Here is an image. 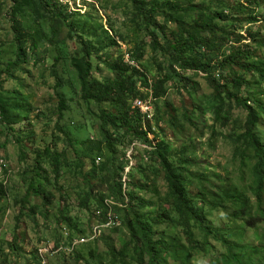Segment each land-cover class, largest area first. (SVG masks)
Returning <instances> with one entry per match:
<instances>
[{"label":"rangeland","instance_id":"obj_1","mask_svg":"<svg viewBox=\"0 0 264 264\" xmlns=\"http://www.w3.org/2000/svg\"><path fill=\"white\" fill-rule=\"evenodd\" d=\"M219 13L229 20L217 19ZM204 19L220 30L201 35L194 49H180L182 58L195 56L202 68L175 67L174 76L166 42L176 41L182 25L194 32ZM246 53L253 57L241 64L249 70L230 61ZM86 63L89 79L98 82L115 81L118 65L121 71L128 66V75L139 71L129 106L132 115L136 99L152 106L148 142L119 120L108 146L100 108L119 112L83 99L77 67ZM260 67L264 0H0V103L11 122L0 111V264H138L134 244L120 254L131 238L127 219L149 222L176 203L163 159L186 177L185 199L199 214L190 223L201 244L194 264L219 256L221 236L238 241L244 223L234 220L235 206L218 189L240 194L253 211L264 207V178L244 152L249 112L227 96L237 95L259 113L254 136L264 143V115L257 108L264 105V80L254 70ZM236 76L245 83L232 84ZM163 79L161 91L155 85ZM60 98L67 104L62 120ZM121 180L124 196L128 187L139 205L123 200ZM105 214L114 217V227L95 228L96 241L76 245ZM201 226L211 233L204 235ZM254 229L244 230L243 243L259 242ZM156 230L187 243L186 230L175 222Z\"/></svg>","mask_w":264,"mask_h":264},{"label":"trees","instance_id":"obj_2","mask_svg":"<svg viewBox=\"0 0 264 264\" xmlns=\"http://www.w3.org/2000/svg\"><path fill=\"white\" fill-rule=\"evenodd\" d=\"M153 2H158V0H153ZM140 5H145V3L141 2ZM216 18L222 21L229 20V17L223 13L217 14ZM206 21L207 20L204 19L202 25L192 26L191 28L194 29V32H191L190 25H182L180 27L181 32L177 35L176 41L168 40L166 42L168 44L167 50L171 59L170 71L174 76L178 74L175 67L183 70H200L202 68L200 60L197 57L194 56L191 60L182 58L180 49L186 45L194 49L195 44L201 45V41L199 40L201 35H204L205 33L215 34L216 31L220 30L215 25L208 24ZM19 29L20 24L18 23L16 30L18 31ZM19 49L21 50V48ZM246 54L247 55H244V57L243 55L235 58L233 57L230 61L245 70H249L245 64H241V61L249 59L248 56L252 58L253 54ZM83 63L85 64V61ZM77 69L79 72V81L82 87L83 99L85 101H94L99 105L109 103L115 106L119 112V115H117L100 108L103 131L106 134L108 146L111 148L113 147V141H115L117 135H115L111 129L116 126L117 121L119 120L123 123L124 127L127 128L128 132H135L139 135L140 139L148 142V132L152 131L149 121L143 119L137 109L136 114L132 115L129 106L130 99H134L137 96L138 79L136 77L140 78L142 76L139 71L135 70L133 74L128 75L129 67L127 66L121 71V66L118 65L116 69L119 75L115 81L98 82L89 79V73L91 70L90 63H86L85 68L79 66ZM254 70L257 71L260 74V78L264 80V68H254ZM236 77L231 82L232 84L239 85L243 82L245 83V79ZM165 84L166 79H163L159 81L155 87L163 91ZM227 96L231 99H235L239 105L249 112L245 124L246 133L243 136L244 152L248 158H255L257 161L256 171L261 178L260 180H262L264 178V143L257 140L256 136H254V131L259 123V113L252 107H249L248 102L239 98L237 95L228 93ZM220 98L221 93L219 92L218 99ZM60 102L59 119L62 120L64 118V112L67 111V104L63 98H60ZM219 108H221V106H219ZM257 108L261 114L264 115V105H260ZM0 111L5 123L11 125L6 107L2 103H0ZM143 120L145 121V126L148 127V131L146 132L143 131ZM162 164L167 172L169 188L176 201L173 210L172 212L164 210L165 213L156 214L152 218V221L145 223L141 222L140 219H136L134 216L128 218L126 225L131 238L122 246L120 254L124 256L128 247L131 244H134L135 252L138 256V264H170L168 262L169 258L173 259L175 264H194L193 254L201 250V244L196 240L195 234L190 227V223L192 220L199 221V214L189 207V203L185 199L186 194H188L185 188V183H187L186 177L177 172L168 159H163ZM121 170L123 171V168ZM54 171L55 176L58 178L57 171ZM198 179L200 183L204 180L203 177ZM205 180L208 181L207 178ZM117 187L119 188L123 200L127 202V204L129 202L133 204L136 201L137 205H139V199L134 196L131 190H127V186V197L124 196V183H122V180L117 183ZM203 190L206 191V187H203ZM218 191H220V193H218L220 198L229 200V203H232L235 206L231 213L234 220H240L244 225L241 227V231L238 234V241L230 238V234H227L228 236H221L224 251L208 264H264V207L260 205L257 211H253L248 201L243 199L240 194H237L233 190L223 191L218 189ZM3 197L4 191L0 184V199ZM50 199L51 197L47 198V201ZM62 200L66 202L64 198H62ZM86 202L88 204L89 200L86 199ZM238 203L240 205H237ZM146 206L147 203L141 200L140 207L146 208ZM174 212L178 214L176 218H174ZM105 218L106 214L104 215L102 222L105 221ZM66 220L69 223L72 222V219L67 218ZM166 221L175 222L186 230L187 243L180 241L177 237H171L168 239L163 234L156 232V226ZM259 223H263V226L258 227ZM248 228H255V233L259 239L258 243L246 244L242 242V239L245 236L244 230ZM211 231L212 229L210 227L201 226V232H203L204 235L207 236ZM56 246L58 247V245ZM36 261L40 262L39 257H36Z\"/></svg>","mask_w":264,"mask_h":264},{"label":"built area","instance_id":"obj_3","mask_svg":"<svg viewBox=\"0 0 264 264\" xmlns=\"http://www.w3.org/2000/svg\"><path fill=\"white\" fill-rule=\"evenodd\" d=\"M135 107L136 108H138L139 110H140V112L144 115V116H146V118L147 119H151L152 118V106L150 105V103L149 102H146V101H144V100H140V99H136L135 100ZM1 163V162H0ZM115 219H114V217H111V216H109V218H108V222H107V224L105 225V227L106 226H113L112 225V221H114ZM96 229H98V230H101V229H103V228H101V226H96L95 227ZM95 228H94V234H98V232H96L95 233ZM94 237H95V235H94ZM87 241H89L88 239H86V238H82L81 240H80V242L81 243H85V242H87Z\"/></svg>","mask_w":264,"mask_h":264},{"label":"clouds","instance_id":"obj_4","mask_svg":"<svg viewBox=\"0 0 264 264\" xmlns=\"http://www.w3.org/2000/svg\"><path fill=\"white\" fill-rule=\"evenodd\" d=\"M137 110H139L138 108H137ZM139 112H140V110H139ZM140 114L142 115V117H143V119H145L146 121H150L149 119H147L146 118V116H144L141 112H140ZM108 216L106 215V218H105V221H103L102 222V224L101 225H99V224H97L96 226H103V227H105V225L107 224V222H108ZM95 226V227H96ZM94 227V228H95ZM107 228H111V227H114V226H106ZM105 227V228H106ZM94 228H93V230L88 234V235H86V236H78L77 237V239H76V245H82V244H87V243H89V242H91V241H96V238L94 237ZM67 235H68V233H66ZM82 238H86V239H88L89 241H87V242H85V243H81L80 242V240L82 239ZM60 249H62V247H60ZM46 249H43V250H40V252H41V254L45 251ZM47 251V250H46Z\"/></svg>","mask_w":264,"mask_h":264}]
</instances>
